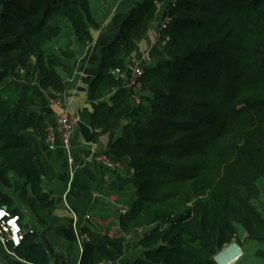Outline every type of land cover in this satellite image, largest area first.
Masks as SVG:
<instances>
[{"label":"trees","instance_id":"16d2710c","mask_svg":"<svg viewBox=\"0 0 264 264\" xmlns=\"http://www.w3.org/2000/svg\"><path fill=\"white\" fill-rule=\"evenodd\" d=\"M167 2L166 57L144 70L140 103L104 154L126 173L115 184L122 210L98 220L101 232L81 229L88 240L80 264H116L140 231L149 232L137 244L144 259L133 264H216L240 230L264 243V0H136L91 83L100 103L93 141L129 105L126 61ZM100 28L91 0H5L0 10V210L19 217L23 229L30 219L9 194L14 179L25 181L20 199L34 218L48 223L55 212L42 188L54 172L40 150L48 125L37 89L52 100L63 94L73 40L84 48ZM109 91L116 93L106 103ZM31 230L9 252L49 264Z\"/></svg>","mask_w":264,"mask_h":264},{"label":"crops","instance_id":"0c3cea01","mask_svg":"<svg viewBox=\"0 0 264 264\" xmlns=\"http://www.w3.org/2000/svg\"><path fill=\"white\" fill-rule=\"evenodd\" d=\"M5 0H0V10ZM136 0H101V6L93 10L101 28L93 33V42L81 48L73 40L72 51L74 58L66 61L71 71L62 73L64 92L52 100L49 92L37 89L42 96L43 104L37 111L44 116L48 129L56 128V119L62 110H67L80 119L72 136L74 154V177L70 179L67 157L58 139L57 146L50 150L46 140L40 142V150L54 172V180L47 181L43 177L42 188L55 203V212L48 223L34 218L32 207L25 205L20 199V191L24 180L14 179V197L21 203V209L30 219L31 229L39 233V241L46 247L49 264H80L84 239L81 229L85 226L93 230L102 231L98 220L117 214L122 210L117 205L116 186L117 175H126L121 169L109 170L96 159L109 151L113 143L121 136L127 124L125 116L139 105L141 95L133 94L129 105L117 115L115 120L101 131L97 142L93 141L91 118L100 103L91 98V83L98 74L101 51L116 37L119 28L128 16ZM168 2L158 6L156 20L150 27L146 38L138 45L136 52L126 61L123 75L126 83L130 81L135 68L142 70L154 67L165 59L164 46L160 39L162 19ZM130 88V87H129ZM131 90V88H130ZM115 91L105 94L103 101L109 103ZM0 160V166H1ZM118 173V174H117ZM97 211L100 215L92 216ZM118 219L116 218L117 222ZM28 227V226H27ZM26 227V228H27ZM29 228V227H28ZM116 232L119 230L116 228ZM149 232L140 231L128 238L124 255L117 258L116 264H133L138 259H144V252L137 248L141 237ZM239 243L242 258L236 264H264V243H257L247 239V234L240 230ZM0 251L3 264H28L17 259L14 255ZM217 256V255H216ZM215 256V257H216ZM215 259V258H214ZM216 262V260H215ZM217 264V262H216Z\"/></svg>","mask_w":264,"mask_h":264},{"label":"built area","instance_id":"2783aa9c","mask_svg":"<svg viewBox=\"0 0 264 264\" xmlns=\"http://www.w3.org/2000/svg\"><path fill=\"white\" fill-rule=\"evenodd\" d=\"M166 24L167 22L161 26V29L165 28ZM143 74L144 70H142V68H135L129 85L134 94L139 95L142 91V84L140 80ZM79 123L80 119L77 116H74L67 110H62L56 119V128L48 129V135L46 139L50 150H54L57 146L58 139L60 140L63 151L67 157L71 180H73L74 177L72 136ZM96 160L109 170H116L119 168L105 155L98 156ZM0 211L6 213L5 217H0V244L6 252L10 253L8 250L9 245L18 247L23 241L26 232L29 231L30 233H33V231L30 228L23 229L22 225L20 224L19 217L11 216L7 210ZM82 238L84 241L88 240L86 236H83ZM242 256L243 254L241 249L236 243L233 242L231 244L225 245L217 254L215 260L217 264H236L241 260Z\"/></svg>","mask_w":264,"mask_h":264},{"label":"rangeland","instance_id":"374dc122","mask_svg":"<svg viewBox=\"0 0 264 264\" xmlns=\"http://www.w3.org/2000/svg\"><path fill=\"white\" fill-rule=\"evenodd\" d=\"M100 2H101V0H91L92 10L99 9V7L101 6ZM259 186H260V189H261V192H262L261 200L264 203V179L261 180V182L259 183ZM11 196L15 199L16 206L18 208H21V203H20V201H19L18 198L14 197L13 192H11ZM255 203L257 205L259 204L258 202H255ZM98 215H100L99 212H97V211H93L92 212V216H98ZM0 251L6 252L5 249L1 246V244H0ZM1 258L2 257L0 256V264H3V261H5V260L4 259H1Z\"/></svg>","mask_w":264,"mask_h":264},{"label":"water","instance_id":"95a60500","mask_svg":"<svg viewBox=\"0 0 264 264\" xmlns=\"http://www.w3.org/2000/svg\"><path fill=\"white\" fill-rule=\"evenodd\" d=\"M112 74L114 76H117L118 75L116 72H112ZM125 87L130 91V88H129V84L128 83H125ZM26 229H28V227Z\"/></svg>","mask_w":264,"mask_h":264},{"label":"snow or ice","instance_id":"6c2138e0","mask_svg":"<svg viewBox=\"0 0 264 264\" xmlns=\"http://www.w3.org/2000/svg\"><path fill=\"white\" fill-rule=\"evenodd\" d=\"M6 216V213L0 211V217H5Z\"/></svg>","mask_w":264,"mask_h":264}]
</instances>
